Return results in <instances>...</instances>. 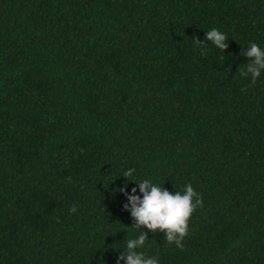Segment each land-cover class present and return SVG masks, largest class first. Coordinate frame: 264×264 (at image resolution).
I'll return each mask as SVG.
<instances>
[{
  "label": "trees",
  "instance_id": "trees-1",
  "mask_svg": "<svg viewBox=\"0 0 264 264\" xmlns=\"http://www.w3.org/2000/svg\"><path fill=\"white\" fill-rule=\"evenodd\" d=\"M212 28L228 48L202 56L191 38ZM249 42L264 49V0H234V264H264ZM128 169L203 201L183 249L144 228L139 251L233 264V0H0V264H116L142 231L115 191Z\"/></svg>",
  "mask_w": 264,
  "mask_h": 264
},
{
  "label": "clouds",
  "instance_id": "clouds-1",
  "mask_svg": "<svg viewBox=\"0 0 264 264\" xmlns=\"http://www.w3.org/2000/svg\"><path fill=\"white\" fill-rule=\"evenodd\" d=\"M191 41L196 47L203 49L202 56L205 55L208 42L223 52L228 48L227 35L216 28L205 31L203 42L196 37H192ZM240 55L248 58L240 74L242 77L250 75L254 83L264 71V49L255 42H249L246 48L242 47ZM134 172L135 169L125 171L121 176L126 178V183L115 191L125 196L127 202L122 205V210L130 212L132 225L137 228L142 227V231L137 238L126 241V248L119 253L116 264H121V261L124 264H159L157 257L139 251L149 240L148 234L143 229L147 228L153 234L156 230H160L163 232L166 244L174 243L177 248L183 249L182 241L188 231L189 217L197 208L203 207V201L190 182L182 191L170 192L164 188L163 183L156 184L149 179L139 181L129 179ZM128 180L136 185L130 192L127 191ZM75 211L74 205L70 212Z\"/></svg>",
  "mask_w": 264,
  "mask_h": 264
}]
</instances>
